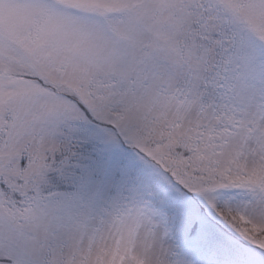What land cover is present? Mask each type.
<instances>
[{
	"label": "snow or ice",
	"instance_id": "obj_1",
	"mask_svg": "<svg viewBox=\"0 0 264 264\" xmlns=\"http://www.w3.org/2000/svg\"><path fill=\"white\" fill-rule=\"evenodd\" d=\"M0 264H264V0H0Z\"/></svg>",
	"mask_w": 264,
	"mask_h": 264
}]
</instances>
